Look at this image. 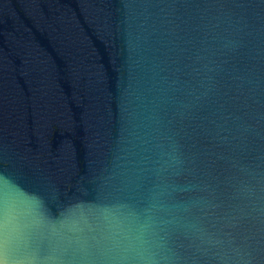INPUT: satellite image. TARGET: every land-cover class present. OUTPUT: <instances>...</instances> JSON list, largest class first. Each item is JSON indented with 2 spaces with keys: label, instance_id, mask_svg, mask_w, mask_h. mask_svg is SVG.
I'll return each mask as SVG.
<instances>
[{
  "label": "water",
  "instance_id": "obj_1",
  "mask_svg": "<svg viewBox=\"0 0 264 264\" xmlns=\"http://www.w3.org/2000/svg\"><path fill=\"white\" fill-rule=\"evenodd\" d=\"M115 209L167 264H264V0H0L9 255L99 264Z\"/></svg>",
  "mask_w": 264,
  "mask_h": 264
},
{
  "label": "clouds",
  "instance_id": "obj_2",
  "mask_svg": "<svg viewBox=\"0 0 264 264\" xmlns=\"http://www.w3.org/2000/svg\"><path fill=\"white\" fill-rule=\"evenodd\" d=\"M163 211L162 208L158 209ZM101 231L97 260L99 264H167L169 249L163 236L164 223L157 215L141 218L135 211L120 209L100 213L95 217ZM80 220L68 217L62 229H75ZM20 224L10 223L7 215L0 221V264H26L11 257Z\"/></svg>",
  "mask_w": 264,
  "mask_h": 264
}]
</instances>
